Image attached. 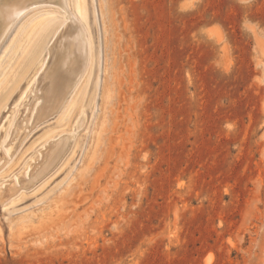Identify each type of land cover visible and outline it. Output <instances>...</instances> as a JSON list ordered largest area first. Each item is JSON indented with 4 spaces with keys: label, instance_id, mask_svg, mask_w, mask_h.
Masks as SVG:
<instances>
[{
    "label": "rangeland",
    "instance_id": "1",
    "mask_svg": "<svg viewBox=\"0 0 264 264\" xmlns=\"http://www.w3.org/2000/svg\"><path fill=\"white\" fill-rule=\"evenodd\" d=\"M53 1L0 38V264H264V0ZM73 19L96 65L35 121Z\"/></svg>",
    "mask_w": 264,
    "mask_h": 264
},
{
    "label": "bare ground",
    "instance_id": "2",
    "mask_svg": "<svg viewBox=\"0 0 264 264\" xmlns=\"http://www.w3.org/2000/svg\"><path fill=\"white\" fill-rule=\"evenodd\" d=\"M45 1H49V0H44V2ZM36 2H37V0H0V38L2 37L3 34H5V32H7L8 28L12 25V22L14 21V19L20 15L21 11L24 10L25 8H27L28 6H30L32 3H36ZM53 2H55L56 4H59L60 6L63 5V3H64L63 0H54ZM78 4L80 7H83L85 9L87 7V1H85V0H79ZM93 17H94V15H93ZM42 20H40L41 23H42ZM40 21H38V22H40ZM36 22L37 21H35V23ZM68 22H70V21H68ZM47 27H46V30H48ZM82 27H84V28L82 29ZM43 28L45 31V27H43ZM48 28H50V27H48ZM54 30H53V34H54ZM30 31H32V30H30ZM36 32H37V30H36ZM49 32L52 35V31H49ZM57 34H59L58 37H62V38L57 37L58 40L56 39L57 41H61L60 44L62 43L61 49L59 51L55 52V48H56L55 47V45H56L55 41L56 40L54 39L53 41H50L51 40L50 34L46 36V39L44 41H42L41 40L42 38H41L40 39L41 43L39 42L40 45L38 44L39 46H37V47L35 45L36 48L33 49V51L31 50L32 48L29 49V51L30 50L32 51V54H31L32 58L35 57L36 58L35 60H37V59L43 60V62L41 64V68H44V66L46 64V60H49L50 56H53L52 57L53 58V64L52 65L54 66V67H51V68H54V70L51 71L48 75V81L45 84V92L40 96L41 102L37 103V105H35V107H34V109H38V114L35 118V121H40V120L46 119L47 117H49L53 114H56V113L62 114L66 110H68L70 107H73L72 106L73 105L72 99L75 96V93L80 88H82L83 86L86 85L85 83H87L86 81L88 79V76L92 72L94 65H96L97 54H96L95 41H94V38L92 37L90 31L88 30V28L86 26H81L76 21V19H73L72 22H70L66 25H63L60 32H58ZM38 35H36V37H38ZM27 36H28V33H27ZM39 37H41V36H39ZM47 43H50L48 47H47ZM32 47H34V46H32ZM43 51L45 52L44 55H43ZM51 53H53V54H51ZM28 54H30V53H28ZM31 55H30V57H31ZM29 60L32 63V61H31L32 59L30 58ZM46 65H48V64H46ZM49 66H50V62H49ZM48 70L49 69H47V71ZM44 75H45V73H44ZM37 76H39V75H37ZM38 104H40L39 107H38ZM82 125H84V123L81 124V126ZM86 126H82L83 128L82 127L81 128L79 127V128L84 129V128H86ZM74 141H75V138H74ZM65 143L68 144L67 146H69V141L65 142ZM52 147H53V145L49 146L48 148L51 149ZM65 147H66V145H65ZM65 147H64V149H65ZM69 147H71V145ZM75 149H73V154L75 152L74 151ZM69 150L72 152L71 149H69ZM55 151H56V149H55ZM63 152L64 151H62V152L56 151V153H54L53 158L51 160H49V162H48L47 168L44 169L39 174V176L37 177L38 179L42 178L43 175L47 174L59 162V159H61L60 157L63 156L65 153V152L64 153ZM18 179H17V182L19 181ZM19 182H21V181H19ZM29 185H30L29 181H25L24 184H22V186H20V187L13 185L12 187L9 188L8 196L3 198L2 202L9 203V202L13 201L12 196L15 194V192L17 190H19L21 187H27Z\"/></svg>",
    "mask_w": 264,
    "mask_h": 264
}]
</instances>
